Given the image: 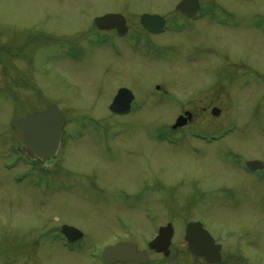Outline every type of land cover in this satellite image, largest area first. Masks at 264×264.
I'll use <instances>...</instances> for the list:
<instances>
[{
  "label": "rangeland",
  "instance_id": "obj_1",
  "mask_svg": "<svg viewBox=\"0 0 264 264\" xmlns=\"http://www.w3.org/2000/svg\"><path fill=\"white\" fill-rule=\"evenodd\" d=\"M181 1L0 0V264H104L106 247L145 251L168 224L169 254L145 264H196L189 222L222 246L219 264H264V0H197L190 19ZM106 14L128 34L97 30ZM145 14L164 31L142 29ZM121 88L126 116L107 109ZM49 106L65 125L46 167L10 121ZM63 226L83 238L68 246Z\"/></svg>",
  "mask_w": 264,
  "mask_h": 264
},
{
  "label": "water",
  "instance_id": "obj_2",
  "mask_svg": "<svg viewBox=\"0 0 264 264\" xmlns=\"http://www.w3.org/2000/svg\"><path fill=\"white\" fill-rule=\"evenodd\" d=\"M198 10L197 0H182L176 6V11L187 17L194 16ZM139 23L151 34L161 32L165 26V22L161 17L147 14L140 17ZM93 24L99 31L116 30L118 35H124L127 32L125 19L121 15L108 14L96 18ZM132 101V93L127 89H120L108 109L114 114H126L130 110ZM212 114L216 115L218 111L213 110ZM189 119H191V116L188 113L179 117L172 129L175 130L184 126ZM10 124L13 127L14 137L20 145L35 157L49 161L55 156L59 148L65 117L58 107L49 106L45 110L34 112L22 118L13 117ZM247 167L249 169L262 168L258 162L248 163ZM62 233L71 242L81 237L79 232L67 226L62 228ZM73 237L75 239H72ZM172 238L173 228L171 225H167L159 229L157 237L149 243L148 248L167 256ZM184 240L187 243L189 253L193 257L204 259L211 264H217L221 261L220 246L214 244V240L201 223H189L185 229ZM102 256L104 264L118 262L145 264L148 261V254L146 252L137 253L136 247L130 243L107 247Z\"/></svg>",
  "mask_w": 264,
  "mask_h": 264
},
{
  "label": "flooded vegetation",
  "instance_id": "obj_3",
  "mask_svg": "<svg viewBox=\"0 0 264 264\" xmlns=\"http://www.w3.org/2000/svg\"><path fill=\"white\" fill-rule=\"evenodd\" d=\"M192 119H190V121H191ZM189 121V122H190ZM34 158V160H35V162H42V164L44 165V166H51L50 165V163L51 162H53V160H51L50 162H46V161H44V160H41V159H37V158H35V157H33ZM56 222H58L59 221V219H56L55 220ZM61 230H62V227H61V229L58 231L59 233H60V235H61ZM54 234H57V232H55ZM62 236V235H61ZM65 240V239H64ZM220 240H221V237H220ZM67 244V243H66ZM215 244L216 245H220V244H218V243H216V241H215ZM68 246H73V245H76V242H75V244H67ZM221 246V245H220ZM188 251V250H187ZM221 252V255H222V246H221V250H220ZM149 252V251H148ZM149 253H152V254H155V255H161V256H163L162 254H156V253H154V252H149ZM163 257H165V256H163ZM194 260H195V263L196 264H211V263H208V262H206L204 259H197V258H193ZM221 259H222V256H221ZM221 262H222V260H221ZM132 263V262H131ZM116 264H126V263H116ZM133 264H136V263H133Z\"/></svg>",
  "mask_w": 264,
  "mask_h": 264
}]
</instances>
